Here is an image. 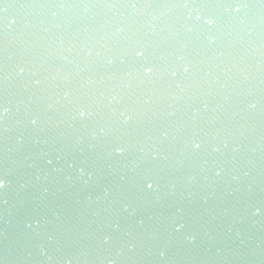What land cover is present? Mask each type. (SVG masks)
I'll list each match as a JSON object with an SVG mask.
<instances>
[{
    "label": "water",
    "instance_id": "water-1",
    "mask_svg": "<svg viewBox=\"0 0 264 264\" xmlns=\"http://www.w3.org/2000/svg\"><path fill=\"white\" fill-rule=\"evenodd\" d=\"M0 264H264V0H0Z\"/></svg>",
    "mask_w": 264,
    "mask_h": 264
},
{
    "label": "clouds",
    "instance_id": "clouds-1",
    "mask_svg": "<svg viewBox=\"0 0 264 264\" xmlns=\"http://www.w3.org/2000/svg\"><path fill=\"white\" fill-rule=\"evenodd\" d=\"M0 186H2V183H0Z\"/></svg>",
    "mask_w": 264,
    "mask_h": 264
}]
</instances>
